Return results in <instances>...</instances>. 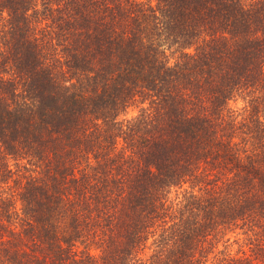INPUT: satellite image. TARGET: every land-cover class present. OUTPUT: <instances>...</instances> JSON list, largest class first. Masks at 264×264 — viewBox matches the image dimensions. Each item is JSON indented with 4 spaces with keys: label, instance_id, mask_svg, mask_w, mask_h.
Segmentation results:
<instances>
[{
    "label": "trees",
    "instance_id": "trees-1",
    "mask_svg": "<svg viewBox=\"0 0 264 264\" xmlns=\"http://www.w3.org/2000/svg\"><path fill=\"white\" fill-rule=\"evenodd\" d=\"M0 264H264V0H0Z\"/></svg>",
    "mask_w": 264,
    "mask_h": 264
}]
</instances>
